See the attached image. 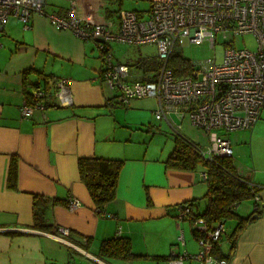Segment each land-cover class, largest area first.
<instances>
[{"label": "crops", "instance_id": "obj_1", "mask_svg": "<svg viewBox=\"0 0 264 264\" xmlns=\"http://www.w3.org/2000/svg\"><path fill=\"white\" fill-rule=\"evenodd\" d=\"M86 1L106 15L111 11L104 0ZM67 6L68 1H47L46 11L64 12ZM78 10L84 13L81 3ZM0 43V264H168L171 253L196 252L191 224L177 217V207L197 199L194 209L202 210L206 172L167 165L174 138L162 134V123L198 143L203 134L174 112L169 121L156 119L153 97L116 103L100 79L103 61L96 42L55 27L44 15H31L27 25L10 15L0 28ZM37 72L48 77L51 101L23 117L24 84L39 79ZM58 78L67 79L70 102L56 98ZM261 125L260 114L252 127L232 130L228 137L234 166L255 184H264ZM11 156L15 188L7 185ZM92 156L123 160L115 196L102 211L78 172V158ZM34 195L60 200L46 210L49 232L32 228ZM68 196L79 200L74 209L65 204ZM259 196L264 206V189ZM248 200L250 214L254 203ZM55 226L70 231L65 238L71 244L53 236ZM110 237L128 238L132 252L143 256L100 258V243ZM229 264H264V215L241 232Z\"/></svg>", "mask_w": 264, "mask_h": 264}, {"label": "built area", "instance_id": "obj_2", "mask_svg": "<svg viewBox=\"0 0 264 264\" xmlns=\"http://www.w3.org/2000/svg\"><path fill=\"white\" fill-rule=\"evenodd\" d=\"M67 1L65 11L58 12L46 11L47 0H0V28L10 15L27 25L31 15L40 14L57 28L69 30L82 39H93L102 52L100 79L116 103L153 97L157 100L156 119L169 121L168 115L174 112L207 138L205 145L196 142L204 159L231 157L229 139L216 129L250 128L264 108V0H148L150 7L146 13L123 10L115 26L104 8L92 6L86 0ZM79 3L84 8L83 14L79 13ZM248 33L256 39L255 50L236 48L231 41H223L222 59L216 60L217 34L226 38L228 34L243 36ZM113 42L154 44L161 62L154 79L143 80L127 63L114 61L110 51ZM183 43H206L213 54L207 59H190V73L175 77L167 63L175 47ZM66 82L64 78L54 82L55 96L61 102H70ZM34 94L38 101L34 105L23 103V117L30 116L35 109H45L42 88L38 87ZM202 176L206 178V173ZM249 183L264 189V184ZM252 198L255 210L260 202L259 192ZM78 205L76 197L68 196L66 206L69 209ZM192 208L186 203L178 205L177 217L187 219L195 229L193 234L199 249L194 253H171L168 264H182L183 259L196 264H228L212 251L214 244L221 246L223 243L224 221L220 219L209 225ZM69 234L66 227L57 226L53 236L71 244L65 238Z\"/></svg>", "mask_w": 264, "mask_h": 264}, {"label": "trees", "instance_id": "obj_3", "mask_svg": "<svg viewBox=\"0 0 264 264\" xmlns=\"http://www.w3.org/2000/svg\"><path fill=\"white\" fill-rule=\"evenodd\" d=\"M189 61V58L185 57L179 50L174 49L167 65L171 68L175 77H181L190 73ZM127 64L134 70H137L139 78L153 80L161 62L156 53L154 56H139L133 63ZM37 75L39 79L24 84L26 90L25 102L33 105L36 104L38 100L34 92L38 87H41L43 90L42 100L45 107H47L51 101L48 77L39 72H37ZM28 84L30 89L28 88ZM173 138L174 145L167 157V165L172 168L187 170L202 167L206 172L207 190L203 196L204 202L202 210L197 211L194 209V207H198L199 205L197 199L183 203L193 207V212L197 216L203 217L209 225H212L220 219L223 221L227 219L236 220L233 231L227 237V251L225 252L222 249V245L218 246L214 244L212 248V251L218 257L226 259L229 264L236 252L237 241L241 232L249 223L264 215V206L260 202L257 203V208L247 216L237 214L234 209L242 200L252 198L254 193L259 192L260 188L257 185H250L249 182L252 181L237 171L231 157L216 156L214 160H207L201 156L196 147L197 143L189 139L185 134L177 132ZM122 163V159L102 156L78 158L77 166L80 179L88 189L92 201L101 211L103 204L111 201L115 196L117 176ZM16 172V159L14 156H11L7 170V185L10 188H15ZM56 202H60V200L34 195L32 228L48 232L51 231L52 225L46 221V210L50 204ZM65 204H67L66 201ZM181 204L179 203L178 205L180 206ZM253 214H257V217H252ZM53 232L57 233L56 230ZM192 232L195 233L193 227ZM98 256L100 258L132 259L143 255L132 252L128 238L110 237L101 241Z\"/></svg>", "mask_w": 264, "mask_h": 264}, {"label": "rangeland", "instance_id": "obj_4", "mask_svg": "<svg viewBox=\"0 0 264 264\" xmlns=\"http://www.w3.org/2000/svg\"><path fill=\"white\" fill-rule=\"evenodd\" d=\"M47 1H58L61 4H66V0H47ZM107 2V8L111 9L108 10V18L110 19L111 23L115 26L118 23L119 16L121 11L123 10H129L134 9L138 11H142L144 13L147 12V10L150 7V2L148 0H104V4ZM223 41H231L232 45L236 48H248L250 50H255L256 48V39L253 36V34H245V35H236L231 36L227 35L226 38H223L221 34L216 35V45H215V56L216 60L220 61L222 59L223 55ZM175 49L179 50L185 57L191 59V60H202L207 59L212 56L213 50L206 44L202 45H191L188 43H183L180 45H177ZM110 51L112 53V58L114 61H121L125 63H133L139 56H154L157 53V49L154 44H142V45H134V44H128V43H121V42H113L110 43ZM99 52V50L97 51ZM261 122H264V108H262L261 111ZM163 127L165 128L163 130V135L170 140L174 137V133L172 134L168 129V125L163 122ZM217 133L225 136V137H231L230 131H224L222 129H216ZM232 131V130H231ZM260 139L262 140V143H264V125H261L260 129ZM229 137V138H230ZM202 145H205L207 143V138L203 135H201V142ZM251 201L248 199L242 200L240 203H238V206L235 207V212L241 216H246L249 214V208H250ZM236 220L235 219H227L224 222V229L222 234V249L226 252L228 247L227 237L231 234L233 231V227L235 225ZM184 264H187L185 261Z\"/></svg>", "mask_w": 264, "mask_h": 264}, {"label": "water", "instance_id": "obj_5", "mask_svg": "<svg viewBox=\"0 0 264 264\" xmlns=\"http://www.w3.org/2000/svg\"><path fill=\"white\" fill-rule=\"evenodd\" d=\"M252 217L256 218L257 217V214H253Z\"/></svg>", "mask_w": 264, "mask_h": 264}]
</instances>
